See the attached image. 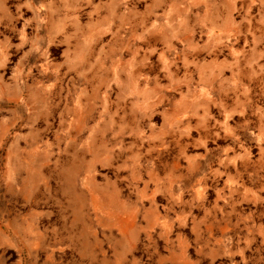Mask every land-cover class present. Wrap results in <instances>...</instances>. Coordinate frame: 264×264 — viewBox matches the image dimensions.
I'll return each instance as SVG.
<instances>
[{"label":"rangeland","instance_id":"obj_1","mask_svg":"<svg viewBox=\"0 0 264 264\" xmlns=\"http://www.w3.org/2000/svg\"><path fill=\"white\" fill-rule=\"evenodd\" d=\"M3 4L0 264H264V0Z\"/></svg>","mask_w":264,"mask_h":264},{"label":"bare ground","instance_id":"obj_2","mask_svg":"<svg viewBox=\"0 0 264 264\" xmlns=\"http://www.w3.org/2000/svg\"><path fill=\"white\" fill-rule=\"evenodd\" d=\"M13 151H10V153H9V156H8V158H9V164H12V162H13V153H12ZM12 167V166H11ZM14 167V166H13ZM15 168V167H14ZM13 174V173H12ZM11 174V175H12Z\"/></svg>","mask_w":264,"mask_h":264},{"label":"crops","instance_id":"obj_3","mask_svg":"<svg viewBox=\"0 0 264 264\" xmlns=\"http://www.w3.org/2000/svg\"><path fill=\"white\" fill-rule=\"evenodd\" d=\"M4 0H0V12L5 11V5L3 4Z\"/></svg>","mask_w":264,"mask_h":264}]
</instances>
